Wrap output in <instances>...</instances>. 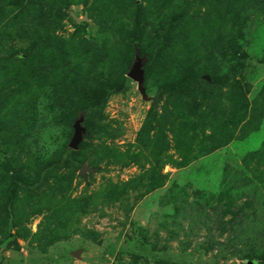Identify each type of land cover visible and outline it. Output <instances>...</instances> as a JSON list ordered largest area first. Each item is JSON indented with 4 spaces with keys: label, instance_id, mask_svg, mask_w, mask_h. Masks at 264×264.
Instances as JSON below:
<instances>
[{
    "label": "rangeland",
    "instance_id": "obj_1",
    "mask_svg": "<svg viewBox=\"0 0 264 264\" xmlns=\"http://www.w3.org/2000/svg\"><path fill=\"white\" fill-rule=\"evenodd\" d=\"M0 264H264V0H0Z\"/></svg>",
    "mask_w": 264,
    "mask_h": 264
},
{
    "label": "water",
    "instance_id": "obj_2",
    "mask_svg": "<svg viewBox=\"0 0 264 264\" xmlns=\"http://www.w3.org/2000/svg\"><path fill=\"white\" fill-rule=\"evenodd\" d=\"M141 66H142V61L139 58L138 54H136L135 61H134L133 65L130 69V72L128 73V77L131 80L137 82L139 89L143 90L142 89L143 70L141 69ZM80 123H81V119L75 121V123L73 125V135H72V138L68 144V147L70 149H75L82 139V133H83L84 129L81 127ZM79 171L81 174H84L87 171H91V169L89 167H87L86 165L81 164Z\"/></svg>",
    "mask_w": 264,
    "mask_h": 264
},
{
    "label": "trees",
    "instance_id": "obj_3",
    "mask_svg": "<svg viewBox=\"0 0 264 264\" xmlns=\"http://www.w3.org/2000/svg\"><path fill=\"white\" fill-rule=\"evenodd\" d=\"M223 80L224 79H222V80H219L217 83L216 82H214V81H211V85H217L218 83H222L223 82ZM125 86V85H124ZM124 89V87H122L120 90H123ZM120 90H116V89H112V88H110V89H108L107 90V92L108 93H112V92H115V91H119L120 92ZM93 107L92 106H88V107H84V108H82L81 110H80V113H83V112H88L89 110H91ZM72 157V149H70L69 147H66L64 150H63V152H62V154L60 155V157L57 159V160H55V161H51V162H48L45 166H44V168L42 169V172H46V171H48V170H51V169H54V168H60V167H63V165H64V163H65V160L66 159H70ZM20 181L19 180H15L14 182H13V184H12V188L16 185V184H18Z\"/></svg>",
    "mask_w": 264,
    "mask_h": 264
}]
</instances>
